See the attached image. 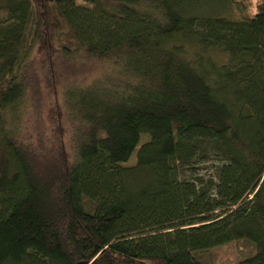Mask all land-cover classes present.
<instances>
[{"label":"trees","instance_id":"obj_1","mask_svg":"<svg viewBox=\"0 0 264 264\" xmlns=\"http://www.w3.org/2000/svg\"><path fill=\"white\" fill-rule=\"evenodd\" d=\"M206 1L0 0V264H264V0Z\"/></svg>","mask_w":264,"mask_h":264},{"label":"rangeland","instance_id":"obj_2","mask_svg":"<svg viewBox=\"0 0 264 264\" xmlns=\"http://www.w3.org/2000/svg\"><path fill=\"white\" fill-rule=\"evenodd\" d=\"M235 1L240 2V0ZM191 10L192 14H197L201 17H213L219 15L233 16V13H231L233 9L231 8L230 3L224 0H208L194 5ZM254 11V7L252 9L247 7L240 14L241 16L251 17L254 14ZM87 68L89 70H85L86 74H89L90 72L93 73L94 69L95 72H97V68L94 65L93 67ZM34 78L37 80H39L38 78H42L41 70L37 64L34 69ZM46 94L38 91L33 95L36 102L34 100L31 101L32 107L27 119V125L29 127L28 133L30 134V138L28 140L36 146L51 145V140L54 138V135H52L53 125L48 120L47 106H45V100H47ZM134 159L135 155L132 156L131 160L133 161ZM213 162L214 160L210 158L206 163L195 165L194 169H200L199 171L203 174L205 172L208 174H214L215 169ZM252 251L253 248L251 243L246 241H233L205 252L203 257L208 264H240V261L248 256Z\"/></svg>","mask_w":264,"mask_h":264}]
</instances>
